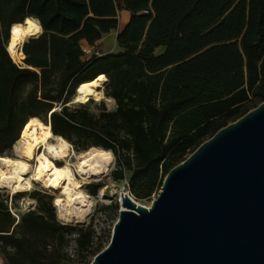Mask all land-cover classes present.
Here are the masks:
<instances>
[{"label": "trees", "instance_id": "trees-1", "mask_svg": "<svg viewBox=\"0 0 264 264\" xmlns=\"http://www.w3.org/2000/svg\"><path fill=\"white\" fill-rule=\"evenodd\" d=\"M122 11L130 20L119 30ZM27 19L43 32L24 43L21 65L7 47L12 26ZM113 32L120 51L87 56L84 42L95 47ZM101 74L114 110L68 105ZM262 103L264 0H0V157L37 118L78 153L111 152L113 180L128 178L132 194L146 199L188 155ZM102 188L86 189L97 196ZM30 196L36 208L17 218L0 193L5 264H82L86 253L103 251L92 224H63L53 196ZM105 210L114 218L119 205Z\"/></svg>", "mask_w": 264, "mask_h": 264}, {"label": "water", "instance_id": "water-1", "mask_svg": "<svg viewBox=\"0 0 264 264\" xmlns=\"http://www.w3.org/2000/svg\"><path fill=\"white\" fill-rule=\"evenodd\" d=\"M119 204L93 264H264V103L172 169L151 207Z\"/></svg>", "mask_w": 264, "mask_h": 264}, {"label": "bare ground", "instance_id": "bare-ground-1", "mask_svg": "<svg viewBox=\"0 0 264 264\" xmlns=\"http://www.w3.org/2000/svg\"><path fill=\"white\" fill-rule=\"evenodd\" d=\"M11 31L12 39L8 52L11 58L19 63L24 57L21 50L24 43L31 37H38L43 30L38 22L27 19L23 24L12 26ZM107 84V77L101 74L95 80L80 85L74 102L86 104L92 99L98 102L107 100L103 93ZM21 139L39 151L38 162H41L46 169L37 168V165L33 167L31 163L23 159L0 157V190L14 194L30 192L35 189L34 183H40L45 188L58 191L60 194V197L55 200V206L60 209L64 220L82 219L84 216L64 212L62 207L64 203L71 204L76 199L83 198L82 192L79 190L73 193V188L80 189L85 181L101 178L111 170L114 163L112 153L92 148L77 154L68 141L53 135L50 124L44 125L37 118L28 121L21 133ZM71 155L78 161L76 170L73 169L75 165L70 159ZM55 161H62L64 164L57 166ZM77 176L82 181H79ZM100 196H105V189L100 190Z\"/></svg>", "mask_w": 264, "mask_h": 264}, {"label": "rangeland", "instance_id": "rangeland-1", "mask_svg": "<svg viewBox=\"0 0 264 264\" xmlns=\"http://www.w3.org/2000/svg\"><path fill=\"white\" fill-rule=\"evenodd\" d=\"M113 40H114V35H111L108 39H106L105 42H106V44H109V43L112 44ZM105 42L95 46V48H93V50H92V53L96 52V53L101 54V53L106 52L107 50H112V48H105L104 47ZM18 64L22 65V60ZM103 93L105 95V88L103 90ZM74 98H73V101L68 105H71V106L79 105V103L74 102ZM102 102L105 103L108 110H114L116 108L115 101L112 99H109V98H107V100L99 101V102L93 100V101L88 102L87 104L90 106V108L92 110H97V106H99V104H101ZM59 109H60V105H56V110H59ZM52 141H54V139H52ZM72 150L75 153L79 154L77 151H75L73 146H72ZM80 153H82V152H80ZM38 154H39V151L36 150L35 148H33L32 146H30L24 140H22L21 136H20V139L15 143L13 148L6 153V155L4 157H10L13 159H23L25 161L27 159H31V160L33 159V162H31V165L33 167L35 165H37V168L41 167L42 169L45 170L46 168L41 164V162H38ZM189 156L190 155H188L187 158ZM113 158H114L113 166H112L111 170L106 175H104L101 178H93V179H89V180L85 181V184L80 189H76V188L72 189L73 193H77L80 190L83 194L82 195L83 198L76 199L71 204L64 203V206L62 207L64 212L67 211V212H71L73 214L84 216L80 220H78L77 218H70L68 220H64L62 218L61 213H60L61 212L60 209L55 206V200L58 197H60V194L58 193V191H52L50 189H47L44 186H42V184H40V183H38V184L34 183L35 189L33 190V191H38V192L46 193V194L53 196V198H54L53 204H54V207L56 209L57 218L61 223L66 224V225H70V226H89L90 224H92L93 228L96 232L95 243H99L102 241L104 249L107 248V246L109 245V239L111 241L114 226H115V224L119 218V213L117 216L112 218L111 212L109 210H105V207L113 205V204H118L119 210H120V208H121L120 204H119L120 196H121V193H125V192H130L132 199H134L137 203H139L143 206H146V207H151L152 202L158 197L160 190H161L160 187H158L153 192V194L149 198H146V199L136 198L132 194V192L129 188L128 178L123 180V181L116 182L111 177V173L116 169V159H115L114 155H113ZM70 159H71L72 163L75 165V167L73 169L76 170V165L78 163L76 157L71 155ZM55 164L57 166H61L64 163L62 161H55ZM77 179L79 181H82V179L79 176H77ZM97 183L103 184L102 189H105V196L104 197L100 196V191L98 192L97 196H92L89 194V191L86 189L88 185L97 184ZM33 191L20 192V193H23L21 196H18L17 195L18 193L14 194L10 191L0 190V193L2 194V196L5 200L7 199L6 203H7L8 207L10 208V206H12V209L15 212V214L18 215L20 212H22L24 210V208H26V206H29L33 203H36L32 199V197L30 196L31 192H33ZM63 200H64V197H63ZM106 237H108V240L106 239ZM75 248H76L75 245L72 243L68 247V251L70 253L74 254ZM86 254H85V256H87V259L82 258L83 262H85L82 264H93L95 257L92 255H88V253H86ZM0 264H5L1 255H0Z\"/></svg>", "mask_w": 264, "mask_h": 264}, {"label": "crops", "instance_id": "crops-1", "mask_svg": "<svg viewBox=\"0 0 264 264\" xmlns=\"http://www.w3.org/2000/svg\"><path fill=\"white\" fill-rule=\"evenodd\" d=\"M130 20V13L128 11H122L120 12V16H119V30H122L126 25L127 23L129 22ZM111 35H114V40L111 43L109 44H106V39H108ZM116 36H117V32H113V33H110V34H107V35H104L103 39L101 40V43H104L105 42V48H112V50H107L106 52H104L103 54H106V53H110V52H118L120 51V47L118 46L117 42H116ZM107 46V47H106ZM93 48L95 47H91L89 46L86 42L83 43V50L85 51H91L90 55L92 54V50ZM163 48H161L160 50H158V53H162V50ZM160 51V52H159ZM96 53V52H94ZM97 54H100V53H97ZM89 54L87 56H90Z\"/></svg>", "mask_w": 264, "mask_h": 264}, {"label": "built area", "instance_id": "built-area-1", "mask_svg": "<svg viewBox=\"0 0 264 264\" xmlns=\"http://www.w3.org/2000/svg\"><path fill=\"white\" fill-rule=\"evenodd\" d=\"M84 52L88 55V54H90L91 53V51H85L84 50ZM125 193H128L129 195H130V197H131V194H130V192H125ZM132 198V197H131ZM36 208V203H33V204H31V205H29V206H26V208H24V212L25 211H31V210H34ZM10 211L13 213V215H15L17 218H18V215L17 214H15V212L13 211V209H12V206H10Z\"/></svg>", "mask_w": 264, "mask_h": 264}]
</instances>
